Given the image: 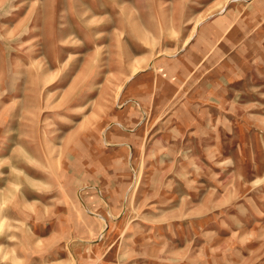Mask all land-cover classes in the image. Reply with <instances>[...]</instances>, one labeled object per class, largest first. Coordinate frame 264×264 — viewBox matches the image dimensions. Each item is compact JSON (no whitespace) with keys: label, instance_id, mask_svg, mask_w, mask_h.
Segmentation results:
<instances>
[{"label":"rangeland","instance_id":"rangeland-1","mask_svg":"<svg viewBox=\"0 0 264 264\" xmlns=\"http://www.w3.org/2000/svg\"><path fill=\"white\" fill-rule=\"evenodd\" d=\"M0 223V264H264V0H0Z\"/></svg>","mask_w":264,"mask_h":264},{"label":"bare ground","instance_id":"bare-ground-1","mask_svg":"<svg viewBox=\"0 0 264 264\" xmlns=\"http://www.w3.org/2000/svg\"><path fill=\"white\" fill-rule=\"evenodd\" d=\"M2 223V222H1ZM1 223H0V225H1Z\"/></svg>","mask_w":264,"mask_h":264}]
</instances>
